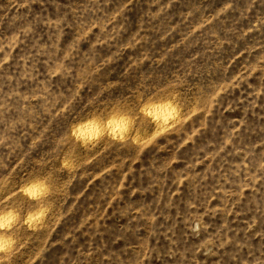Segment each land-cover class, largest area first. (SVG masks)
Returning <instances> with one entry per match:
<instances>
[{
  "label": "clouds",
  "instance_id": "9594fccd",
  "mask_svg": "<svg viewBox=\"0 0 264 264\" xmlns=\"http://www.w3.org/2000/svg\"><path fill=\"white\" fill-rule=\"evenodd\" d=\"M0 264H264V0H0Z\"/></svg>",
  "mask_w": 264,
  "mask_h": 264
},
{
  "label": "bare ground",
  "instance_id": "6f19581e",
  "mask_svg": "<svg viewBox=\"0 0 264 264\" xmlns=\"http://www.w3.org/2000/svg\"><path fill=\"white\" fill-rule=\"evenodd\" d=\"M158 115L162 118L167 119L170 113H168L167 109H161V110H158Z\"/></svg>",
  "mask_w": 264,
  "mask_h": 264
}]
</instances>
